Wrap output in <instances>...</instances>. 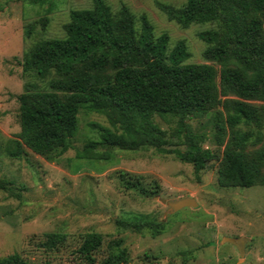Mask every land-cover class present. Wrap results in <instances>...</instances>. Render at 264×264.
Returning <instances> with one entry per match:
<instances>
[{
    "label": "trees",
    "instance_id": "1",
    "mask_svg": "<svg viewBox=\"0 0 264 264\" xmlns=\"http://www.w3.org/2000/svg\"><path fill=\"white\" fill-rule=\"evenodd\" d=\"M159 6L184 27L217 24L199 33L208 44L204 57L210 62H187L191 54L185 40L169 48V35H156L146 14L138 28L126 4L114 11L106 0H93L89 8L70 11L64 37L41 39L25 53L24 72L47 86L31 82L18 95V137L26 147L54 160L72 146L84 107L104 115L113 128L100 126V138L87 141L80 157H108L113 148L154 147L192 163L200 178L210 152L204 143L211 139L225 146L218 166L222 185H264V147L248 151L254 134L239 127L260 125L264 109V0H186L182 6ZM47 22L48 17H43L42 24ZM209 113H213V137L196 133L192 124ZM156 115L176 121L170 136L185 149L164 147L171 140L155 121ZM99 145L104 147L101 153L96 151ZM120 178L129 188L140 185L138 178L125 172ZM116 223L153 236L166 226L165 221L146 215ZM66 237L48 232L42 246L56 249ZM103 241L101 233L86 232L77 252L93 263ZM113 243L99 264H129L127 248ZM0 264L52 263H35L13 252L0 255Z\"/></svg>",
    "mask_w": 264,
    "mask_h": 264
},
{
    "label": "rangeland",
    "instance_id": "2",
    "mask_svg": "<svg viewBox=\"0 0 264 264\" xmlns=\"http://www.w3.org/2000/svg\"><path fill=\"white\" fill-rule=\"evenodd\" d=\"M106 2L114 11L126 4L135 14L138 28L146 14L156 35H169V48L185 40L191 54L187 62H210L204 57L208 44L199 33L217 24L184 27L159 6H182L186 0ZM92 4L93 0H48L43 4L0 0V255L19 252L35 263L99 264L109 245L117 241L127 248L129 264H264V185H222L218 166L224 145L211 139L204 143L209 160L198 178L192 163L154 147L113 148L108 157H80L78 152L87 141L100 138V126L113 128L104 115L84 107L72 146L54 160L26 147L18 137V95L31 82L47 86L24 72L25 53L41 39L64 37L70 11ZM43 17H48L45 25ZM30 26L32 33L27 35ZM261 113L260 125H239L242 131L254 134L248 151L264 147V109ZM212 117L209 113L193 119L195 132L213 137ZM155 121L170 137L166 149H185L170 136L176 121L160 115ZM96 151L101 153L104 147L99 145ZM122 172L138 178L139 187H127L120 178ZM155 187L158 192H152ZM187 196L196 198L198 204L166 214L169 207L160 197L175 200ZM140 215L165 221L164 231L153 236L116 223ZM89 231L101 233L104 239L93 263L77 252L82 234ZM48 232L65 233L66 240L56 249H47L42 242ZM240 236L246 237L243 252L225 238Z\"/></svg>",
    "mask_w": 264,
    "mask_h": 264
},
{
    "label": "water",
    "instance_id": "3",
    "mask_svg": "<svg viewBox=\"0 0 264 264\" xmlns=\"http://www.w3.org/2000/svg\"><path fill=\"white\" fill-rule=\"evenodd\" d=\"M160 200L168 205V212L166 214L169 213H174L184 207L190 206V207H195L198 202L196 200V198L194 197H181L175 200H168L166 198L160 197ZM227 239V241L235 244L239 250L241 252H243L244 249V240H245V236H240V237H225Z\"/></svg>",
    "mask_w": 264,
    "mask_h": 264
}]
</instances>
